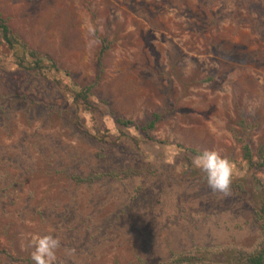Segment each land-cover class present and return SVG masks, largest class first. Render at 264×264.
Instances as JSON below:
<instances>
[{
  "label": "rangeland",
  "instance_id": "rangeland-1",
  "mask_svg": "<svg viewBox=\"0 0 264 264\" xmlns=\"http://www.w3.org/2000/svg\"><path fill=\"white\" fill-rule=\"evenodd\" d=\"M0 14L59 69L20 67L0 34V264H36L45 235L53 264L261 249L264 0H0ZM87 86L90 107L74 94ZM204 149L236 165L227 193L191 166Z\"/></svg>",
  "mask_w": 264,
  "mask_h": 264
},
{
  "label": "trees",
  "instance_id": "trees-1",
  "mask_svg": "<svg viewBox=\"0 0 264 264\" xmlns=\"http://www.w3.org/2000/svg\"><path fill=\"white\" fill-rule=\"evenodd\" d=\"M0 34H1L2 40L10 49H16L17 47L22 48L24 50V53L29 57L30 61H27V62L24 61V58H22L21 60H18V65L20 67L28 69V70H32L36 73H42L45 67H48L54 72L59 71L58 67L54 63H51V61L46 56H42L36 53L35 51L28 50L26 46L21 42V40L15 34L11 32L9 27L6 25L4 19L2 18L1 14H0ZM100 41L102 44V48L99 54V59L102 58L105 51L107 50V45L105 44V41L102 39H100ZM90 90H91V87L89 86L84 87L79 91L74 90L75 100H81V102L84 105L90 107V102H89ZM158 119L159 117L155 116L153 121H150L145 127H142L141 129H139L140 132H146L149 129H153ZM116 123L121 127H136L132 121L123 119L121 117L116 119ZM187 151L192 153L193 155L194 154L196 155V153H194V151L192 150H187ZM243 155H244V159L248 162V164L251 167H255L256 164H254L252 161V154H251L249 146L247 145L243 146ZM263 166H264V159L262 163L259 165V167H263ZM128 174H132V171H128L127 173H125V176H128ZM260 217L264 220V205L262 206L260 210ZM241 258L242 259L237 261L235 264H264V244L262 245L261 249L257 253L246 256V257L242 256ZM200 260L193 258V257L184 256V257H181V259H179L180 261L179 263L196 264L197 262H200Z\"/></svg>",
  "mask_w": 264,
  "mask_h": 264
},
{
  "label": "clouds",
  "instance_id": "clouds-1",
  "mask_svg": "<svg viewBox=\"0 0 264 264\" xmlns=\"http://www.w3.org/2000/svg\"><path fill=\"white\" fill-rule=\"evenodd\" d=\"M191 166L203 173L208 187L213 191L227 193L236 175L233 161L223 156L220 151L204 149L192 157ZM60 242L52 235L39 237L35 241L33 260L36 264H53L55 251Z\"/></svg>",
  "mask_w": 264,
  "mask_h": 264
}]
</instances>
